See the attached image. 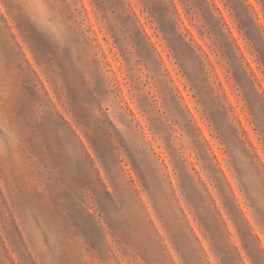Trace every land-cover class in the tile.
<instances>
[{
	"label": "rangeland",
	"instance_id": "rangeland-1",
	"mask_svg": "<svg viewBox=\"0 0 264 264\" xmlns=\"http://www.w3.org/2000/svg\"><path fill=\"white\" fill-rule=\"evenodd\" d=\"M49 2L66 26L63 47L39 30L26 11L25 5L39 11L41 0H0V264H16L13 252L21 264H83L82 255L86 264H100L99 258L108 264L111 251L90 199L130 250L131 255L125 257L128 264H176L174 251L184 264H211L215 254L223 257L224 264H264V164L259 155L264 143L261 130L254 129L241 110L236 85L241 86L254 117L264 126V0H194L198 8L193 0H180L191 12L176 11L182 35L173 19L171 0H98L151 57L147 34L183 96L182 103L191 109V118L200 122L208 146L216 154L218 163L214 162L211 171H205L195 157L187 168L185 183L203 206L205 219L198 221L194 210L182 204L180 227L174 231L175 248L161 243L158 219L154 213L142 214L136 200L137 175H144L146 182L154 176L147 161L142 162L144 167L131 161L116 167V173L128 180L121 186L123 193L113 196L73 127L75 123L86 129L95 153L106 166H116V147L109 132V128L115 131L114 125L92 112L108 90L88 27L95 29L104 54L118 73L122 60L116 46L111 38L104 43L105 33L96 25L94 12H85L86 19L81 17L80 0ZM20 39L29 43L50 78L59 79L61 87L55 91L59 97L62 90L67 112L53 101L22 51ZM168 42L178 55L203 60L213 73L217 92L236 110L247 132L241 139L249 145L254 182L243 186L235 182L232 169L224 164L216 140L201 120L184 76L169 56ZM209 103L215 107L211 99ZM128 109L136 112L132 103ZM213 115L222 117L223 113L214 111ZM137 119H141L139 115ZM157 153L174 184L169 153L162 149ZM217 167L222 172L215 171ZM238 175L243 179V173Z\"/></svg>",
	"mask_w": 264,
	"mask_h": 264
},
{
	"label": "clouds",
	"instance_id": "clouds-1",
	"mask_svg": "<svg viewBox=\"0 0 264 264\" xmlns=\"http://www.w3.org/2000/svg\"><path fill=\"white\" fill-rule=\"evenodd\" d=\"M193 4L198 8L194 0ZM32 7L25 5L34 25L63 47L67 43L66 26L49 0H41L39 11L32 10ZM171 7L173 19L180 33L181 21L176 16L177 9L185 14H191V12L187 10V6L181 5L180 0H171ZM77 8L81 17L85 19V12H94L96 25L105 33L104 43L107 44L111 38L122 60V63L117 66L118 75L104 54V49L96 38L95 29L89 26L94 55L99 61L108 90V94L102 97L100 105L92 106V112L98 119L102 121L107 119L114 125L115 131L109 128V132H112V142L116 147V166H106L105 162L95 153L86 139V129L75 123L73 127L84 141L88 152L92 154L95 167L107 186V191L113 196L123 193L121 186L128 180L126 175L120 176L116 173V167L126 164L127 161L144 167L142 162L147 161L154 176L149 177L146 182L144 175H137L135 187L139 189V192L136 200L142 214L151 216L154 213L158 219L161 243L167 248H175L174 231H178L180 227L179 217L183 211L182 204L194 210V216L198 221L205 219L203 206L196 202L189 186L185 183L187 168L191 167L192 158L195 157L205 171H211L214 162L218 163L216 154L208 146V140L200 122L191 118V109L182 103L183 96L175 89L174 81L160 60L157 49L150 44L147 34L144 33L151 47V57L143 53L132 33L117 20L107 6H101L98 0H80ZM204 23L206 24V18ZM139 26L141 27L140 24ZM14 34L19 36L15 29ZM201 34L203 35V31ZM245 38L248 39L246 35ZM19 45L35 72L45 83L53 101L62 112H67V101L63 97L62 90L59 97L55 91L61 87L59 79L53 81L50 78L45 64L38 61L29 43L20 39ZM168 47L169 56L175 60L184 76L187 90L191 92L199 107L201 120L205 122V126L216 140L217 147L223 155L224 164L232 169L235 182L242 186L245 182H254L256 177L253 175L252 162L249 159V145L241 139L242 136L247 135V132L243 130L236 110L226 102V97L217 92L213 84V73L205 68L204 61L196 55L194 58L180 56L169 42ZM221 55L227 60L223 53ZM234 73L236 71L233 72V78ZM234 80L236 82L235 78ZM236 85L240 93L241 110L245 112L249 124L254 129L261 130V142L264 143V126H261V123H258L254 117L241 86L237 82ZM208 92H210V97L207 95ZM210 99L215 107L210 106ZM129 103L135 105V113L128 109ZM214 111L222 112L223 116H214ZM137 115L141 119H137ZM68 119L71 120L72 117L69 115ZM145 129L148 134H145ZM158 149L169 153V163L172 165V173L175 177L174 184L167 164L159 160ZM259 155L260 162L264 164V151ZM215 171L222 172V169L217 167ZM239 173H243V179L238 175ZM89 203L92 204L91 210L97 214L98 222L111 251L112 258L108 264H128L125 257L131 255V252L125 246L120 234L109 228L103 216L96 209L94 200L90 199ZM201 231L207 238L203 223H201ZM77 240L90 252H94L88 248L82 238L77 237ZM173 256L176 264H184L177 252L174 251ZM13 259L16 264H21L20 258L14 252ZM82 261L86 264L83 255ZM99 262L104 264L100 258ZM140 264L143 262L141 261ZM211 264H224V259L219 254H215L212 256Z\"/></svg>",
	"mask_w": 264,
	"mask_h": 264
}]
</instances>
